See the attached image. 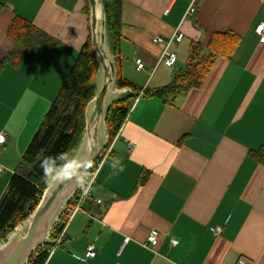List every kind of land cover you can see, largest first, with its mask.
I'll list each match as a JSON object with an SVG mask.
<instances>
[{
  "label": "crops",
  "instance_id": "0c3cea01",
  "mask_svg": "<svg viewBox=\"0 0 264 264\" xmlns=\"http://www.w3.org/2000/svg\"><path fill=\"white\" fill-rule=\"evenodd\" d=\"M0 4L1 199L91 29L88 0ZM17 16L57 42L3 63L15 48L8 30ZM263 22L264 0H124L119 68L142 90L170 85L193 43L208 53L215 33L240 39L199 87L134 100L109 138L111 154L84 202L89 214H76L46 264H264V165L250 153L264 146V40L256 31ZM176 31L182 40L166 45ZM165 50L177 55L173 67ZM152 232L156 244L148 242ZM90 244L93 258L85 256Z\"/></svg>",
  "mask_w": 264,
  "mask_h": 264
},
{
  "label": "trees",
  "instance_id": "16d2710c",
  "mask_svg": "<svg viewBox=\"0 0 264 264\" xmlns=\"http://www.w3.org/2000/svg\"><path fill=\"white\" fill-rule=\"evenodd\" d=\"M123 2L124 0H105L107 22L117 58L118 87L130 86L137 93L128 94L111 107L107 118L110 141L119 131L134 100L142 91L141 88L123 78L119 68ZM8 33L14 39L15 48L8 53L3 63L18 64L33 47L49 48L57 42L21 16H17L13 20ZM239 39V36L232 31L215 33L208 44V53L203 52L200 42L193 43L189 62L184 70L176 74L174 81L155 91L143 90L142 95L153 93L172 99L179 93L199 87L214 59L218 56L231 57ZM98 67L99 63L92 47L90 34L58 95L51 103L30 141L17 172L11 177L7 189L0 199V240L4 239L33 212L42 198L46 179L62 170L72 157L84 132L85 110L88 102L94 97L92 85ZM250 153L256 161L264 165V146L258 150H252ZM57 231L58 226L56 225L53 230L55 239ZM42 247L31 256L28 264H46L50 256L49 250L53 249L55 244H47Z\"/></svg>",
  "mask_w": 264,
  "mask_h": 264
},
{
  "label": "water",
  "instance_id": "95a60500",
  "mask_svg": "<svg viewBox=\"0 0 264 264\" xmlns=\"http://www.w3.org/2000/svg\"><path fill=\"white\" fill-rule=\"evenodd\" d=\"M91 42L99 63L94 97L85 110V128L64 168L45 181L33 212L0 240V264H28L42 245L55 244L53 230L80 188L92 164L109 142L107 118L111 107L137 91L118 87V67L109 30L105 0H88ZM139 95V94H138Z\"/></svg>",
  "mask_w": 264,
  "mask_h": 264
},
{
  "label": "built area",
  "instance_id": "2783aa9c",
  "mask_svg": "<svg viewBox=\"0 0 264 264\" xmlns=\"http://www.w3.org/2000/svg\"><path fill=\"white\" fill-rule=\"evenodd\" d=\"M195 10H196V8L192 3L190 5V7L188 8L187 14L191 15L195 12ZM256 31L261 36V38L264 40V22L260 23L257 26ZM183 36H184V34L181 31L174 32L172 34V36L169 38V40L166 42V45H169L172 42H180L182 40ZM156 41L165 42L164 39L161 37H157ZM163 58H164L165 64L168 65L169 67H173L177 61L176 53H174V52L167 53L166 50L163 52ZM136 63H137V68L139 70L144 68V63L142 62L141 59H137ZM142 94H143V90L140 92L139 96ZM119 131H120V129H119ZM6 140H7V134L0 130V143H5ZM128 145H129L130 149H133L135 147V143L131 142V141L128 142ZM111 150H112L111 146H107L99 154L97 159L92 164L90 170L88 171V173H87L85 179L83 180L80 188L78 189L77 193L75 194V196L71 200L68 207L62 213L59 221L56 224L58 226V231L55 232L57 235L55 246L59 245L62 242L63 237H64L65 232H66V229L68 228L69 224L74 219V217L76 216L77 213L82 212V213L89 214V212L84 208V202H86V200H88L91 197V188H92L94 182L96 181V178L98 176L99 170H100L103 162L111 154ZM2 172H3V168L0 167V175ZM96 202L101 203V200L98 199V200H96ZM221 230H222L221 226H217L214 228V232L216 234H219L221 232ZM157 240H158L157 232H152L148 237V242L150 244H156ZM178 242H179V240L176 237H173L170 241V243L172 245H176V244H178ZM41 248H43V247L42 246L39 247L34 252V254H36V252H38V250H40ZM52 250L53 249H50L49 252L51 253ZM96 255H97L96 246L94 244L88 245L86 248V251H85V256L87 258H93Z\"/></svg>",
  "mask_w": 264,
  "mask_h": 264
},
{
  "label": "bare ground",
  "instance_id": "6f19581e",
  "mask_svg": "<svg viewBox=\"0 0 264 264\" xmlns=\"http://www.w3.org/2000/svg\"><path fill=\"white\" fill-rule=\"evenodd\" d=\"M43 246V245H42ZM41 247V246H40Z\"/></svg>",
  "mask_w": 264,
  "mask_h": 264
},
{
  "label": "clouds",
  "instance_id": "9594fccd",
  "mask_svg": "<svg viewBox=\"0 0 264 264\" xmlns=\"http://www.w3.org/2000/svg\"><path fill=\"white\" fill-rule=\"evenodd\" d=\"M50 171V170H49Z\"/></svg>",
  "mask_w": 264,
  "mask_h": 264
}]
</instances>
